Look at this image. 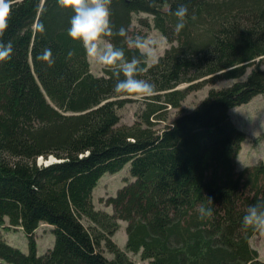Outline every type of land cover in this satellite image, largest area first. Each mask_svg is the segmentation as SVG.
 Wrapping results in <instances>:
<instances>
[{"label":"trees","instance_id":"16d2710c","mask_svg":"<svg viewBox=\"0 0 264 264\" xmlns=\"http://www.w3.org/2000/svg\"><path fill=\"white\" fill-rule=\"evenodd\" d=\"M180 3L189 11L176 31L172 10ZM109 7L114 31L102 38L138 57L136 75L154 84L151 96L116 93L114 66L90 71L80 42L66 33L69 7L13 0L0 31V43L13 48L0 59V225L20 227L28 250L0 237V264H134L127 252L149 264H264L249 243L261 226L243 219L247 201L264 192V163L236 170L245 133L229 116L264 94V0H111ZM135 15L169 42L151 63L115 31L123 25L145 37L131 31ZM37 19L43 32L34 30ZM46 47L51 65L39 58ZM218 78L235 80L166 121L189 91ZM132 99L140 100L134 122L118 125V109ZM51 155L57 161L44 164ZM125 164L132 180L107 198L112 212L95 209L98 179ZM201 204L210 215L199 213ZM119 219L123 249L112 240ZM41 222L52 225L54 240L38 255Z\"/></svg>","mask_w":264,"mask_h":264},{"label":"rangeland","instance_id":"374dc122","mask_svg":"<svg viewBox=\"0 0 264 264\" xmlns=\"http://www.w3.org/2000/svg\"><path fill=\"white\" fill-rule=\"evenodd\" d=\"M139 16H145L139 13ZM137 15L132 19L131 31H140L145 33V37L151 40L153 55L146 56L147 63H151L163 53L164 49L169 46V42L162 36L158 30L154 28L145 29L141 27L137 20ZM108 43L105 39L100 40V44ZM89 69L94 74L102 73V65L96 64L88 58ZM258 63H253L246 68V73L240 78H244L251 68ZM264 68V60L258 64ZM235 79L218 78L207 81L199 88L189 91L181 101L179 107L169 108L167 122L171 121L180 112L191 110L208 92L210 88H219L231 83ZM184 86L183 84L180 85ZM140 107V100H129L121 108L118 109L119 121L118 125H130L136 118V111ZM229 116L234 124L242 129L245 133L244 140L240 143V148L235 157L236 170H240L245 166L255 164L259 161L264 163V94L253 96L248 102L236 105L229 109ZM163 122L156 125L160 129ZM40 160V158L38 157ZM43 161V160H42ZM41 161V162H42ZM129 180L132 176L128 170V164H125L119 171L114 173L106 172L100 176L97 184L92 189V203L95 209L112 212L110 204L106 203L109 196L115 195L116 191ZM118 228L112 235V240L120 247L125 245V225L124 220H117ZM52 225L41 222L34 232V238L37 247V254H43L53 244L54 234ZM0 237L8 244L17 247L20 251L27 252V239L20 227H7V220L0 225ZM251 247L258 252L259 258L264 260V227H261L256 233L252 234L249 239ZM103 254L111 258L112 253L102 250ZM129 258L134 264H149L148 260L142 259L139 254L127 252Z\"/></svg>","mask_w":264,"mask_h":264},{"label":"clouds","instance_id":"9594fccd","mask_svg":"<svg viewBox=\"0 0 264 264\" xmlns=\"http://www.w3.org/2000/svg\"><path fill=\"white\" fill-rule=\"evenodd\" d=\"M110 2L111 0H58L60 6L69 7L72 11L66 33L69 38L80 42L86 57L91 61L102 66H114L113 71L116 79L113 88L116 93L134 94L137 97L151 96L155 90L154 84L136 75L141 71L138 57L133 56L128 59L125 57L123 47L115 46L112 43L100 44L104 35L114 31L110 20ZM12 5L13 0H0V31L8 24ZM188 11L186 3H180L172 10L173 15L177 18L176 31L183 27V21ZM33 27L36 32L44 31V24L39 19L36 20ZM115 31L125 38L128 48L138 50L143 56L153 55L151 40L140 34L128 35L127 29L123 25ZM12 51L11 41L0 43V59L10 58ZM39 58L49 65L54 63L50 48H44L39 53ZM208 199L211 201L210 197ZM211 212L210 207H206L204 204L200 205L199 213L202 216L210 215ZM243 219L264 227V192L257 193L247 201L243 207Z\"/></svg>","mask_w":264,"mask_h":264},{"label":"water","instance_id":"95a60500","mask_svg":"<svg viewBox=\"0 0 264 264\" xmlns=\"http://www.w3.org/2000/svg\"><path fill=\"white\" fill-rule=\"evenodd\" d=\"M53 161H57V159L54 156L51 155L47 159H45L43 162H44V164H49V163H51Z\"/></svg>","mask_w":264,"mask_h":264},{"label":"bare ground","instance_id":"6f19581e","mask_svg":"<svg viewBox=\"0 0 264 264\" xmlns=\"http://www.w3.org/2000/svg\"><path fill=\"white\" fill-rule=\"evenodd\" d=\"M40 158V157H39ZM41 160H43V159H41Z\"/></svg>","mask_w":264,"mask_h":264}]
</instances>
